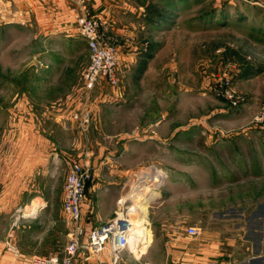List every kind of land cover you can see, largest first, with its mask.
I'll list each match as a JSON object with an SVG mask.
<instances>
[{"label": "rangeland", "instance_id": "obj_1", "mask_svg": "<svg viewBox=\"0 0 264 264\" xmlns=\"http://www.w3.org/2000/svg\"><path fill=\"white\" fill-rule=\"evenodd\" d=\"M108 1L111 14L124 5L123 0ZM146 2L162 7L163 0ZM169 3L177 5L169 22L148 25L149 35L139 32L145 40L138 46L131 40L121 43L118 84L101 77L88 90L84 73L90 52L76 17L64 18L61 25L46 24L37 11L27 16L16 9V2L0 0V167L10 148L38 145L43 130H51L44 136L52 156L59 158L77 140L80 145L99 143L106 153L112 150L116 155L121 141L128 140L138 152L143 179L130 182L125 202L136 205L131 212L136 232L146 227L148 237L158 235L163 217L180 213L204 223L239 222L246 237L260 240L264 238V0ZM104 94L113 103L100 111L97 124L90 110L89 123H69L73 130L45 119L48 110L71 113L77 104L73 115L82 114L88 110L83 108L86 102ZM92 127L119 131L125 138L90 137ZM161 170L170 181L152 177ZM145 172L150 177H144ZM152 190L158 194L148 200L146 217L141 219L137 203ZM134 191L140 192L136 198ZM19 215L18 209L0 215V227L8 226L9 233L19 224ZM262 225L263 231L255 230ZM219 228L229 231L225 225ZM131 247L135 253L143 250Z\"/></svg>", "mask_w": 264, "mask_h": 264}, {"label": "crops", "instance_id": "obj_2", "mask_svg": "<svg viewBox=\"0 0 264 264\" xmlns=\"http://www.w3.org/2000/svg\"><path fill=\"white\" fill-rule=\"evenodd\" d=\"M6 1L16 2V9L27 16L37 11L38 17H41L40 21H49L51 24L55 22L61 25L65 21L64 18L69 20L71 17L75 21L78 14L103 17L104 20H100L107 26L108 35L117 39L122 46L130 40L135 45L143 42L145 39L142 37L148 33V25L153 24L148 18L146 0H123L124 5H118L115 14H111L108 0ZM29 4L32 6L30 9ZM108 18L111 20H107ZM115 18L118 21H115ZM135 30L138 34L143 33L139 34L138 39L134 38ZM85 43L89 53L86 40ZM112 103L113 101L104 94L102 98L86 102L87 105L84 106L87 107L83 108L92 112L93 124H97L101 121L100 111ZM76 108L78 104L71 113L59 110V113L54 114L48 110L49 114L44 117L46 120L52 118L51 120L60 122L64 129L72 127L73 130L74 124L71 127L68 125L77 122L73 117ZM72 130H68V133ZM43 131L47 134L51 130ZM44 134L38 133V145L23 144L10 148L9 155L0 167V215H9L21 207L25 212L17 227L12 228L9 233L8 226L0 227V264H28L34 255L64 254L69 233L73 230L71 218L63 209V187L72 161L88 166L93 173L90 180L93 183L87 185L86 198L81 205L84 241H87L88 233L95 225L113 218L120 212L128 199L126 195L129 193L130 182L143 181L139 178L138 152L130 148L128 140L121 141L117 155L112 150L106 153L99 143L96 146H88V143L80 145L77 140L63 153L65 156L59 158L52 156L51 144ZM89 135L94 138L101 135L106 138H125L119 131L106 133L97 127L90 128ZM168 177L166 175L162 181H170ZM103 181L109 182L103 184ZM158 225L160 234L147 236L137 245V248L143 249L141 253H135L132 248L126 249L118 264H264L263 236L260 240L246 237L243 224L239 222L224 223L211 220L204 223L195 217L192 219L177 213L173 216L167 214ZM224 225L228 226L229 231L219 232V227ZM190 226L197 227L199 234H188L187 229ZM259 228L255 230L263 231V225ZM7 238H11L19 249L18 255L7 248ZM101 257L105 262H111L108 251H104Z\"/></svg>", "mask_w": 264, "mask_h": 264}, {"label": "built area", "instance_id": "obj_3", "mask_svg": "<svg viewBox=\"0 0 264 264\" xmlns=\"http://www.w3.org/2000/svg\"><path fill=\"white\" fill-rule=\"evenodd\" d=\"M76 23L77 30L85 38L90 52V62L84 73L86 88L92 90L101 77L106 78L110 84L117 85L121 43L108 35L107 26L99 18L78 14ZM74 118L80 125L85 126L90 121L89 109L82 114L75 113ZM92 178L93 173L88 166L77 161L70 163L63 187V209L71 218L73 230L69 233L64 254L34 255L28 264H90L94 262L96 264H118L123 252L132 248L130 238L134 227L131 217L133 205H126L125 202L128 199L113 218L95 225L89 231L87 241H84L85 230L81 224V205L86 198L87 184ZM19 212L17 220L25 215L22 207ZM187 233L198 235L199 229L190 226ZM5 244L15 255L19 254V249L11 238H7ZM104 251L109 252L111 262H105L102 259L101 255Z\"/></svg>", "mask_w": 264, "mask_h": 264}, {"label": "bare ground", "instance_id": "obj_4", "mask_svg": "<svg viewBox=\"0 0 264 264\" xmlns=\"http://www.w3.org/2000/svg\"><path fill=\"white\" fill-rule=\"evenodd\" d=\"M156 173V172H155ZM151 174L145 172L144 174V177H150ZM166 174L161 170V171H157L156 173V176H152V177H157V178H162V177H165ZM143 177V176H142ZM157 192L152 190L150 192H147V194H143L142 195V199L137 203V207L136 208L137 210L140 211V214H141V219H145L146 217V213H147V202L148 200L151 198H153V196H157L156 195ZM140 195V192L139 193H135L134 191V196L133 197H138ZM153 199H151L149 201V203L152 201ZM133 206H136V205H133ZM135 209V208H134ZM141 231L142 232H136V227L134 226L131 230V245H133L134 248L137 247V245L141 242V240L145 239L146 236L149 235V231H148V228L146 227H140ZM140 249V248H138Z\"/></svg>", "mask_w": 264, "mask_h": 264}, {"label": "trees", "instance_id": "obj_5", "mask_svg": "<svg viewBox=\"0 0 264 264\" xmlns=\"http://www.w3.org/2000/svg\"><path fill=\"white\" fill-rule=\"evenodd\" d=\"M169 1L170 0H163L161 3L162 7H160V4L156 5L158 3L149 2V5L147 4L148 18L153 22L154 25H164L165 23L169 22L171 14L176 11L175 7L177 5H171Z\"/></svg>", "mask_w": 264, "mask_h": 264}]
</instances>
